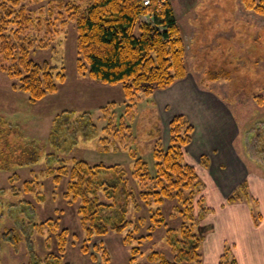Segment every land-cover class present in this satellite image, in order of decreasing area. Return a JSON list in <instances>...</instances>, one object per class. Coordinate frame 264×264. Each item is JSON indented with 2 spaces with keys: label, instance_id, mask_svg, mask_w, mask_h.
<instances>
[{
  "label": "rangeland",
  "instance_id": "374dc122",
  "mask_svg": "<svg viewBox=\"0 0 264 264\" xmlns=\"http://www.w3.org/2000/svg\"><path fill=\"white\" fill-rule=\"evenodd\" d=\"M57 1L69 0H44L42 4L27 5L39 14L40 9L48 10L50 3L56 5ZM170 3L186 43L189 77L197 71L198 83L224 97L240 132L234 146L244 163L243 172L241 174L224 170L221 172L222 175L225 174L222 179L226 176L240 180L247 174L254 182L263 178L264 16L248 10L243 5V0H170ZM231 22L249 24L242 27L241 34L244 36L235 42L224 38L214 40L213 35L227 28ZM61 26L46 47H39V43L36 42L30 49L32 60L37 63L48 61L64 74L65 79L58 83L59 89L55 94H49L42 100L31 103L29 95L15 90L12 86L14 81L0 71V264H29L33 252L42 260L49 254L58 256L62 264H97L98 261L93 260V255L99 259L100 264L102 261L106 263V258H109L108 264H147L148 256L154 251L163 253L172 260L166 240L167 226L163 225L153 230L152 234L148 233V227L151 225L145 219L150 215L145 210L148 207L140 200L138 187L133 188L132 192L143 209L140 213L132 207L129 217L133 221H137L139 217L144 218V222L139 225L140 231L132 234L128 230L123 234L109 232L104 236L94 235L86 241L87 237L79 215L81 205L72 202L71 198H66L68 179L64 177L60 184H54L52 177L48 175L47 160L50 155L63 159L68 169L73 167L75 161L85 160L90 166L99 163L106 166L120 164L128 171H132L134 159L130 157V151L145 159L153 171L155 142L160 141L161 147L164 150L168 149L169 126L176 117L172 111L170 113L169 108L157 107L156 96L145 95H140L134 102L132 113L126 116L122 85L104 84L80 73L77 68L76 24L71 20L65 21ZM37 37L38 33L33 35L36 41ZM43 37L42 34L41 38ZM212 42H215V45ZM197 67L200 69H196ZM221 69L230 72L229 79L219 81L207 79L209 71ZM215 82L217 84L213 85ZM113 102L118 107L110 116L114 124L109 125L111 119L103 116L102 108ZM171 103L172 109L174 106L183 108L176 94L173 95ZM63 112L70 113L68 122L65 125L61 124L62 129H56L58 137L52 141L49 138L51 133L55 132L53 129L56 126V117ZM86 112H90V116L84 115ZM123 115L124 119L120 120ZM59 118L65 119L66 115ZM121 122L131 126V130L122 132L120 139L112 138L108 131H104L107 125L117 129L115 124ZM203 158L205 156L201 157L200 166H204ZM20 162L21 166L17 165ZM193 166L206 185L200 197H204L203 208L209 211L198 222L184 220L185 224L192 228L194 223L197 224L193 230L194 234L204 235L205 240L214 230L211 223H208L210 218L221 215L220 224L225 222L224 227L225 218L237 213L229 208L242 204L256 228L264 225L263 187L256 183L255 186H259L260 190L258 192V188H255L257 195H252L249 191V196L243 198L241 204L228 207L227 205H230L227 202L228 197L233 190L221 205L222 200L217 194L210 193L215 189L204 171L199 165ZM16 176L18 180L14 183L11 178ZM249 179L247 185L250 190ZM27 182L31 187L26 189L24 183ZM230 190L231 188H228V191ZM188 196L186 195V198ZM192 198L194 199L191 206L195 208L193 215L197 218L199 213H202L198 208L199 196ZM178 206H182L180 200L169 199H164L161 205L167 224L175 230L183 223V218L177 212ZM215 211L218 214H212L216 213ZM49 218L56 220L59 226L69 233L65 238L66 245L63 250L58 247L60 238H56V233L48 234L46 231L42 234L36 228L37 224ZM229 230L215 231L216 238L220 243L223 242L224 252L231 257L234 248L231 245L233 236L227 234ZM9 231L19 237L18 251L1 239L3 234ZM215 231L211 234L213 235ZM127 238L128 245L124 243ZM97 245L100 248H97ZM84 247L88 252L84 251ZM200 251L202 254L200 264H208V261L205 263L203 250ZM133 253L136 257H132ZM220 259L214 264H219Z\"/></svg>",
  "mask_w": 264,
  "mask_h": 264
},
{
  "label": "trees",
  "instance_id": "16d2710c",
  "mask_svg": "<svg viewBox=\"0 0 264 264\" xmlns=\"http://www.w3.org/2000/svg\"><path fill=\"white\" fill-rule=\"evenodd\" d=\"M42 3L44 0H0V71L14 81L12 86L15 90L29 95L31 103L55 94L59 89L58 83L65 79L64 74L48 61L37 63L30 57V49L35 43H39V47H46L65 21L73 20L76 24L79 72L104 84H121L126 116L132 113L134 102L140 95L152 96L156 91L165 90L187 77V47L170 0H149L148 5L145 0L57 1L56 5L50 3L48 10L40 9L39 14L27 5ZM243 3L248 10L264 16V0H243ZM37 33L40 38L37 37L36 41L33 35ZM229 76V71L221 69L209 71L207 79L227 80ZM116 107L118 105L113 102L102 108L103 116L111 119L109 125L114 124L110 116L114 114ZM69 114L63 112L56 117L53 129L55 132L51 133L50 140L54 141L58 137L56 129H62L61 124L68 122ZM64 115L65 119L59 118ZM84 115L90 116V112ZM124 117L123 115L120 120ZM115 125V130L108 125L104 128L112 138L120 139L122 132L131 130V126L125 122ZM169 129L168 149L164 150L158 140L153 147V171L145 159L133 151L129 152L134 159L132 171L120 164L106 166L99 163L90 166L85 160L75 161L73 167L68 169L63 159L55 155L48 157L47 172L54 184H60L66 177V198L81 205L79 215L86 241L94 235L104 236L109 232L123 234L128 230L132 234L140 231L139 225L144 222V218L139 217L137 221H133L129 217L132 207L140 213L143 209L132 192L133 188L138 187L140 200L148 207L145 210L150 215L145 219L151 225L148 233L152 234L153 230L166 225L167 245L173 257L170 260L165 254L154 251L148 256L147 264L201 263L200 250L205 237L194 234L196 223L192 228L184 221L198 222L209 213L202 206L204 197H200L206 185L196 168L186 160V148L192 141L194 127L186 116L179 115L170 123ZM6 157L8 160L7 155ZM207 161L208 158H203L204 166ZM21 164L22 162L17 165ZM17 180V176L11 178L14 183ZM24 185L26 189L31 187L28 182ZM186 195L189 196L186 198ZM198 196V208L202 213L196 218L193 215L195 208L191 204L194 199L192 197ZM246 196H249V189L247 182H243L228 197L227 202L235 204ZM164 199L182 202L184 207L178 206L177 209L183 218L179 229H171L167 224L161 209ZM36 226L42 234L46 231L48 234L56 233V238H60L58 247L64 249L65 238L69 233L56 220L49 218ZM1 239L18 251L19 237L12 234V231L3 234ZM128 240L124 241L127 245ZM97 248L100 246L97 245ZM83 249L87 251V248ZM132 257H136V254L133 253ZM92 258L98 261L97 264L100 262L96 256L93 255ZM108 262L109 258H106V263H101ZM29 264L62 263L61 258L53 254L42 260L33 252ZM219 264L238 262L233 254L230 257L224 252Z\"/></svg>",
  "mask_w": 264,
  "mask_h": 264
},
{
  "label": "crops",
  "instance_id": "0c3cea01",
  "mask_svg": "<svg viewBox=\"0 0 264 264\" xmlns=\"http://www.w3.org/2000/svg\"><path fill=\"white\" fill-rule=\"evenodd\" d=\"M243 25L248 26L249 24L242 22L232 24L231 22L227 28L213 35V39L224 38L228 41L240 39L244 36V34H241ZM212 44L215 45V42H212ZM196 69L200 68L197 67ZM196 76L197 71L194 75L192 74V77H189L188 74L185 79L176 82L165 90L156 91L152 96L157 98H155L157 107L169 108L170 113L173 112V116L183 114L194 127L192 141L186 148V160L192 165L200 166L201 157L208 158L206 166L200 167L215 189L211 190L210 193L215 192L222 200L220 203L222 205L223 200L225 201L228 194L235 190L240 183L248 182L250 175L247 174L240 180L230 179L226 176L222 179L225 174L222 175L221 172L224 170L235 173L240 172L241 174L243 172L244 163L234 146L240 132L231 114L228 102L223 96L215 93L214 90L198 83ZM216 84L217 82L213 85ZM174 94H176L178 102H182L183 108L178 106L171 108L173 106L171 100ZM249 182V191L252 195L258 194L255 188H258V192H260L259 186L264 189V177L255 180V182L249 179ZM255 184L259 186H255ZM228 188H231V190L228 191ZM238 204H241L240 201L227 206L233 207ZM244 207V204H242V206L229 208V210H235L237 213L225 218L226 226L224 227L225 222L220 224L221 215H214L213 219L210 218L208 223H211L214 228L211 233L215 230L230 229L227 234L233 236L231 245L234 248L233 255L238 264H264V225L256 228L251 223L250 216L247 215ZM215 212L212 214H218L217 211ZM216 231L213 235L210 233L207 236L202 246L204 260L205 263L208 261V264L218 262L225 251L223 242L220 243L219 239L216 238Z\"/></svg>",
  "mask_w": 264,
  "mask_h": 264
},
{
  "label": "built area",
  "instance_id": "2783aa9c",
  "mask_svg": "<svg viewBox=\"0 0 264 264\" xmlns=\"http://www.w3.org/2000/svg\"><path fill=\"white\" fill-rule=\"evenodd\" d=\"M145 4L148 5L149 4V0H145Z\"/></svg>",
  "mask_w": 264,
  "mask_h": 264
}]
</instances>
